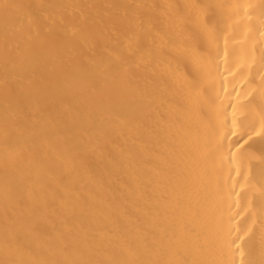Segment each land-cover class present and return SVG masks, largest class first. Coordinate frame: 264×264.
Listing matches in <instances>:
<instances>
[{
    "label": "bare ground",
    "instance_id": "obj_1",
    "mask_svg": "<svg viewBox=\"0 0 264 264\" xmlns=\"http://www.w3.org/2000/svg\"><path fill=\"white\" fill-rule=\"evenodd\" d=\"M0 264H264V0H0Z\"/></svg>",
    "mask_w": 264,
    "mask_h": 264
}]
</instances>
